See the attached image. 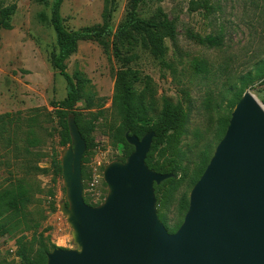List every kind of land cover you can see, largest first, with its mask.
I'll use <instances>...</instances> for the list:
<instances>
[{"label":"rangeland","instance_id":"374dc122","mask_svg":"<svg viewBox=\"0 0 264 264\" xmlns=\"http://www.w3.org/2000/svg\"><path fill=\"white\" fill-rule=\"evenodd\" d=\"M205 1L212 9L204 7ZM53 2L0 3V11L17 6L12 29L0 26V116L9 113L19 118L0 138V192L23 180L32 193L25 219L8 215L0 221L11 228L6 235L0 231V264H24L21 249L29 260H35L44 247L76 249L72 229L60 210L67 203L63 177L56 176L51 166L52 155L57 153L61 160L71 145H62V121L53 104L67 96L66 81L52 65L58 53L51 24ZM131 7L132 0H64L61 14L70 30L102 26L106 18L116 33ZM158 9L167 14L177 33L175 40H165L164 59L154 58L142 36L131 34L100 43L80 42L67 66L81 86L76 113L90 145L82 161L84 199L90 206L101 205L107 197V165L126 158V146L113 138L123 125L114 104L117 92H141L151 79L154 109L149 127L157 123L163 127L165 99L180 102L188 110L186 134L164 155L168 137L163 138L155 155L166 169L178 174L173 184L179 183L177 189L168 192L172 187L168 185L158 194L167 226L173 229L184 221L180 201L189 200V180L204 151L215 152L221 124L229 118L236 94L245 88L264 103V0H147L139 14L149 19ZM207 36L219 37L221 46L198 41ZM197 64H204L206 71H198Z\"/></svg>","mask_w":264,"mask_h":264},{"label":"water","instance_id":"95a60500","mask_svg":"<svg viewBox=\"0 0 264 264\" xmlns=\"http://www.w3.org/2000/svg\"><path fill=\"white\" fill-rule=\"evenodd\" d=\"M67 124L71 145L61 157L67 203L60 210L76 249H54L47 264H264V111L252 92L235 105L175 233L160 220L155 194V185L174 174L146 163L156 133L142 139L126 133L134 152L107 165L108 194L93 207L84 199L87 144L74 115Z\"/></svg>","mask_w":264,"mask_h":264},{"label":"trees","instance_id":"16d2710c","mask_svg":"<svg viewBox=\"0 0 264 264\" xmlns=\"http://www.w3.org/2000/svg\"><path fill=\"white\" fill-rule=\"evenodd\" d=\"M5 0H0V3ZM147 0H132V7L128 14L126 22L118 29L116 33L109 21L104 18V23L102 26H97L94 28H84L81 30H70L65 25V19L62 17L61 8L64 0H54L52 10H51V24L54 28L56 34V42L58 46V53L53 57L52 65L53 68L59 72L66 81L67 96L62 102H56L54 108L57 109V114L60 117L61 126L63 129V146L71 144V137L68 129L67 119L70 114L74 115L76 122L79 126L82 137L86 141L87 150L90 149V145L87 142L83 131L79 123V117L76 113L77 104L82 98L81 86L78 85L75 78L72 77L68 72L67 61L77 53L79 43L85 41L98 42L107 39L111 36L127 37L131 34H139L142 36L145 48L150 52V54L159 60L165 58L167 54V46L165 45V40H175L176 38V28L174 23L169 19L167 14H165L161 9L149 19H144L139 14V9L141 5L146 3ZM162 2L163 0H156ZM204 7L208 10L212 9L211 5L205 1ZM17 6L12 5L10 7L3 8L0 11V26L5 30H11V17L16 13ZM198 41L201 44L219 47L222 44V40L216 36L199 37ZM197 70L200 72H205L206 68L204 64H197ZM251 79H249V82ZM247 83H245L246 85ZM80 86V87H79ZM245 89V88H244ZM240 90L235 99L231 102V111L229 118L222 122L220 127V140L224 137L226 130L231 119L232 111L235 105L239 102L240 98L244 95L245 90ZM114 104L120 118L123 121V125L118 127L114 133V140L126 146V158L134 152V147L129 145L126 140V133L130 132V136H137L142 139L147 133L155 132L156 137L153 141V145L150 153L147 156L146 163L150 169L155 170L158 173L170 174L173 173L174 177L168 181L163 182L161 185H155V192L158 201V214L160 220L164 223L165 227L170 233H175L183 223V220L178 223L173 229H169L167 226L165 215L162 213V208L164 203H160V198L158 196L159 191L166 186L170 185L172 187L168 188V192H174L179 183H176L178 174L176 171L166 169L160 160L155 159L158 146L161 144L163 138H167V145L162 151V155L170 147L173 148L174 142L180 136L186 134V128L189 123V113L188 110L184 108L182 103L174 104L170 100L165 99L163 110L161 113V118L163 121V127L157 123L151 127L148 126L149 121L152 118L150 114L154 109V94L151 88V79H148L146 88L138 92L137 90H130L126 93H116L114 97ZM13 114H5L0 116V138L4 139V136L9 132L10 126L16 123V119ZM139 119L142 123H137ZM9 144H13V139H8ZM214 152L205 150L198 168L193 172L189 185L191 188L200 180L201 176L205 172ZM124 159V161L126 160ZM51 166L56 176L63 177L62 174V164L61 160L58 158V154L54 153L51 159ZM171 198V196H170ZM166 200V198H165ZM32 193L28 184L23 180L14 181L9 188L0 192V221L6 218L8 215H12L14 219L23 220L26 218L27 208L31 204ZM85 202L88 203L87 199ZM166 203V202H165ZM89 204V203H88ZM180 209L186 214L189 208V200H185L183 197L179 205ZM10 226L8 223L0 224V231L2 235H6L10 231ZM56 247H53V250ZM52 252L47 247H44L38 257L35 260H29L26 257L27 251L21 249L19 255L24 258V264H47V255Z\"/></svg>","mask_w":264,"mask_h":264},{"label":"built area","instance_id":"2783aa9c","mask_svg":"<svg viewBox=\"0 0 264 264\" xmlns=\"http://www.w3.org/2000/svg\"><path fill=\"white\" fill-rule=\"evenodd\" d=\"M262 110L264 111V103H261Z\"/></svg>","mask_w":264,"mask_h":264}]
</instances>
